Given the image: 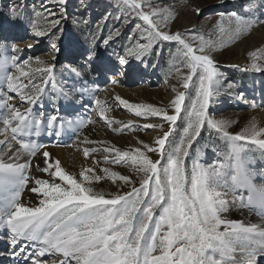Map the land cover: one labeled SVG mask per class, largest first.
Returning <instances> with one entry per match:
<instances>
[{
  "label": "snow or ice",
  "instance_id": "snow-or-ice-1",
  "mask_svg": "<svg viewBox=\"0 0 264 264\" xmlns=\"http://www.w3.org/2000/svg\"><path fill=\"white\" fill-rule=\"evenodd\" d=\"M118 3L130 6L129 15L134 14V19L144 24L136 25L135 33L129 36L130 46L117 55L118 64L104 66L100 76L107 79L110 73L119 75L118 66L128 63L129 57L141 62L154 55L159 57L165 44L176 47L175 53L170 51V57L178 58L188 70L181 77L184 90L173 87L177 93L170 103L174 114L152 104L130 103L118 95L114 97L139 117H160L166 122L135 125L160 130L161 135L151 146L139 141V146L128 150L114 146L83 150L85 157L90 152L103 151L104 162L124 164L133 169L135 177L105 167L102 172L107 175H97L93 168H84L78 179L76 174L65 171L58 159L49 162L50 153L44 145L32 142L31 137L39 135L42 127L50 130L49 134L59 136L55 125L60 118L34 111L45 89L34 83V73L25 71L33 57L18 56L24 49L14 43L10 47L7 42L0 43V73L6 84V87L0 85V125L3 126L0 128L3 136L0 139V240L10 249L13 264H260L264 258V185L258 186L253 181L256 175L264 179V172L252 171L245 146L240 142L250 141L264 150V128L253 120L233 134L229 131L232 121L218 120L209 113L210 98L228 82L211 54L213 40H205L195 29L185 30L191 36L181 31L172 33V11L161 7L157 0H118ZM66 4L67 0H54L51 6L42 4L48 21L47 35L54 36L59 29L64 17L60 9L66 11ZM145 6L149 11L144 10ZM193 10L197 14L201 11ZM34 15L41 13L34 10ZM220 16L222 20L224 14ZM25 19L40 35L26 5L17 4L10 9V23L21 24ZM123 19L128 22L127 16ZM229 19L235 21V27L220 26L219 31L236 39L262 23L252 6L245 14L232 12ZM120 35L116 29L103 39V44L109 45ZM97 46L93 37L86 49L88 59L95 58ZM32 47L27 46L29 50ZM51 48L59 55L55 43ZM9 51L11 56L7 55ZM52 59L55 61L56 57ZM35 62L37 66L46 64L36 69L42 78H54L55 63L39 56ZM9 64L18 75L7 74ZM251 68L257 72L264 70L257 63ZM64 71L80 76L76 67ZM47 82L42 79L45 85ZM62 94L67 97V93ZM186 95L188 103H185ZM95 103L103 116L102 101L96 99ZM24 104L28 106H18ZM68 123L83 128L94 121L87 117ZM128 126L133 127L134 123L129 121ZM204 130L214 131L230 146L229 151L216 163H201L197 153L189 166L186 163V158L191 159L189 148L194 142L199 143ZM34 158L42 160L44 166L33 165ZM33 167L49 178L34 177ZM57 178L60 182H56ZM102 179H111L113 183L119 180L122 182L119 187L126 186L129 190L114 193L95 190L94 182ZM25 189L38 197L42 195L38 206H26L22 202ZM237 206L259 209L261 222L253 224L222 217L230 207Z\"/></svg>",
  "mask_w": 264,
  "mask_h": 264
},
{
  "label": "rangeland",
  "instance_id": "rangeland-1",
  "mask_svg": "<svg viewBox=\"0 0 264 264\" xmlns=\"http://www.w3.org/2000/svg\"><path fill=\"white\" fill-rule=\"evenodd\" d=\"M53 3L54 0H0V43L7 42L9 47L14 43L24 49L23 53L17 54L18 56L33 57L25 71L34 73L32 77L34 83L45 89L34 111L42 112L46 116L55 114L60 118L55 125L60 135L50 134L49 141L65 147L76 144V151L65 157L66 165L60 162L65 171L76 174L77 178L81 179L79 172L84 168H93L97 175H107L102 172L107 167L110 171L135 177L133 169L124 164L104 162L103 151L90 152V155L85 157L83 150L86 147L103 149L111 146L128 150L139 146V141L149 143L151 146V142L161 135L160 130L137 128L135 125L166 122L160 117H139L119 104L114 97L118 95L130 103L152 104L165 108L169 114H174V108L170 103L177 93L173 91V87L184 90L181 77L187 75L188 70L178 58L170 57V51L175 53L176 47L165 44L159 57L154 55L144 59V62L129 57L128 63L118 66L119 75L110 73L108 78L104 79L99 75L100 70L104 66L118 64L117 55L123 54L124 49L130 46L129 36L135 33L137 24L144 22L134 19V14L129 15L131 7L120 6L118 0H67L66 11L64 8L60 9L64 12V17L59 29L54 36H49L47 16L42 4L51 6ZM157 3L172 11L173 19L170 23L172 33L181 31L186 36H191L192 33L185 30L195 29L197 35H203L205 40L214 41L211 54L220 66L219 72L227 77L228 82L210 98L209 113L218 120L232 121L229 131L233 134L239 133L253 120L259 127L264 128V70L257 72L251 68L253 63H257L264 69V0H157ZM17 4L22 7L26 5L28 15L33 25L39 29L40 35L35 33L26 19L21 24L10 23V9ZM249 6L254 8L262 23L254 25L238 39L229 38L227 33L219 31L220 26L225 29L234 28L235 21L229 19L230 14L232 12L245 14ZM194 8L200 9V13L197 14ZM34 10L41 15H34ZM144 10L149 11V8L145 6ZM221 13L224 14L222 20ZM126 16L128 22L123 19ZM116 29L120 30L121 35L110 41L109 45H104L103 39ZM93 37L98 45L95 49L96 55L94 59H88L86 49L90 47ZM53 43L59 49V55L52 50ZM28 45L33 47L29 50ZM252 53H255V57ZM7 55L11 56L12 53L9 51ZM36 56L48 63H55L53 79L42 78L41 73L36 71L37 67L46 66V64L37 66ZM53 57H56L55 61ZM70 67H76L80 76L64 71ZM13 68L9 64L7 74L11 75ZM42 79L48 81L46 85L42 83ZM109 83L115 84L119 89L107 96L105 89ZM0 85L6 87L3 73H0ZM62 93H67V97ZM192 98L194 99V93ZM96 99L102 101L105 109L103 116L100 115V109L95 103ZM188 102L186 95L185 103ZM87 117H91L94 123L86 124L83 128H78L75 123L71 125L68 123L85 120ZM129 121L134 123L133 127L128 126ZM177 123H180L179 119ZM41 131L50 132L44 130V127ZM222 142L225 141L214 131H202L199 143L194 142L190 146L191 159L186 158V163L190 166L197 153L201 163L218 162V158L222 159L230 148L229 145H221ZM240 143L245 146L246 158L251 161L252 171L264 172V150L250 141ZM54 160L50 153L49 162ZM40 166L43 167V163ZM38 173L36 176L38 178H49L47 174ZM56 182H60L58 178ZM253 182L258 186L264 185V179L259 175L255 176ZM120 184L122 182L119 180L113 183L111 179H102L94 182L93 187L106 193L129 190L126 186L119 187ZM33 195V203L26 206H38L39 199L43 198L42 195L39 197ZM246 195L247 193L245 197ZM231 208L228 212L222 213L223 218L228 219ZM242 209L250 213L252 209L257 208Z\"/></svg>",
  "mask_w": 264,
  "mask_h": 264
},
{
  "label": "bare ground",
  "instance_id": "bare-ground-1",
  "mask_svg": "<svg viewBox=\"0 0 264 264\" xmlns=\"http://www.w3.org/2000/svg\"><path fill=\"white\" fill-rule=\"evenodd\" d=\"M12 74L18 75L15 68H13ZM117 89H119V88H117V86H115V84L109 83L105 89L106 95L107 96L111 95ZM13 98L18 99V96L13 97ZM18 106L23 107L21 105H18ZM2 127L3 126L0 125V128H2ZM2 138H3V136L0 135V139H2ZM49 138H50V134L45 133L43 131H41L39 135H35V136L31 137L32 142L44 145V149L47 150L49 153H51L52 157H54L55 159H58L63 165H66L65 157H66V155H68L70 153H74L76 151V149H75L76 144L74 143V145L72 144V146L65 147L59 143L58 144L55 143L54 141H52V142L49 141ZM37 163L41 165L43 163V161L38 159V158H34L33 159V165H35ZM31 174L34 177H36L39 173L36 172L35 168L33 167ZM21 199L25 205H30L34 201V195L31 194L30 191H28V189H25ZM230 212L231 213L228 216L227 220L250 222L253 224H259L262 220V216L258 214L259 209H252V211H250V213H248L246 211L244 212L242 208L232 207ZM29 251H31V249H29ZM0 252L2 253V256H0V264H13V257L11 255V251H10V249L6 248V246L2 240H0ZM1 258H3V259H1ZM21 264H22V262H21ZM260 264H264V258H261Z\"/></svg>",
  "mask_w": 264,
  "mask_h": 264
},
{
  "label": "trees",
  "instance_id": "trees-1",
  "mask_svg": "<svg viewBox=\"0 0 264 264\" xmlns=\"http://www.w3.org/2000/svg\"><path fill=\"white\" fill-rule=\"evenodd\" d=\"M221 145L227 146L228 144L226 142H222Z\"/></svg>",
  "mask_w": 264,
  "mask_h": 264
}]
</instances>
